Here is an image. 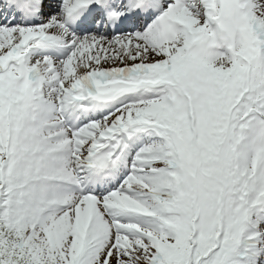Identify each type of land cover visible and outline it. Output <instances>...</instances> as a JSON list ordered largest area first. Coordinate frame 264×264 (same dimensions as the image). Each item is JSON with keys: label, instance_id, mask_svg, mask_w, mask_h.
Returning <instances> with one entry per match:
<instances>
[{"label": "snow or ice", "instance_id": "snow-or-ice-1", "mask_svg": "<svg viewBox=\"0 0 264 264\" xmlns=\"http://www.w3.org/2000/svg\"><path fill=\"white\" fill-rule=\"evenodd\" d=\"M0 264H264V0H0Z\"/></svg>", "mask_w": 264, "mask_h": 264}]
</instances>
